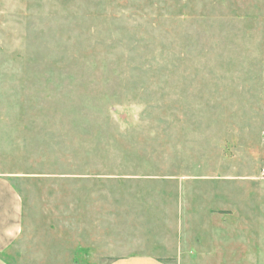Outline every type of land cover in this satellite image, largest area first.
<instances>
[{
	"label": "rangeland",
	"instance_id": "rangeland-1",
	"mask_svg": "<svg viewBox=\"0 0 264 264\" xmlns=\"http://www.w3.org/2000/svg\"><path fill=\"white\" fill-rule=\"evenodd\" d=\"M262 165L264 0H0L4 264H264Z\"/></svg>",
	"mask_w": 264,
	"mask_h": 264
},
{
	"label": "crops",
	"instance_id": "crops-1",
	"mask_svg": "<svg viewBox=\"0 0 264 264\" xmlns=\"http://www.w3.org/2000/svg\"><path fill=\"white\" fill-rule=\"evenodd\" d=\"M13 225L12 227L15 229H9L6 230V228L0 227V248L5 245L13 235H16V223L10 224V226ZM18 231V230H17ZM0 264H4L0 260ZM108 264H176V261H174L171 258L167 257H154V256H147V255H135V256H128V257H120L116 258Z\"/></svg>",
	"mask_w": 264,
	"mask_h": 264
},
{
	"label": "built area",
	"instance_id": "built-area-1",
	"mask_svg": "<svg viewBox=\"0 0 264 264\" xmlns=\"http://www.w3.org/2000/svg\"><path fill=\"white\" fill-rule=\"evenodd\" d=\"M258 177L262 180H264V165H262L260 167L259 173H258Z\"/></svg>",
	"mask_w": 264,
	"mask_h": 264
}]
</instances>
